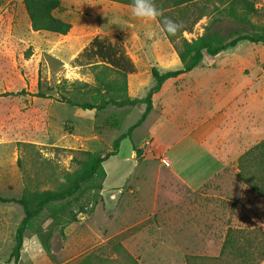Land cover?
<instances>
[{
    "label": "rangeland",
    "instance_id": "374dc122",
    "mask_svg": "<svg viewBox=\"0 0 264 264\" xmlns=\"http://www.w3.org/2000/svg\"><path fill=\"white\" fill-rule=\"evenodd\" d=\"M60 1L63 9L56 15L71 24L66 35L33 31L22 0H0L4 197L21 195L34 162L73 170L72 153L55 147L109 151L141 117L143 104L96 112L57 100L55 86L64 79L93 82L88 68L69 62L94 36L121 42L135 62L136 75L128 77L131 97H145L153 86L152 66L161 72L182 66L157 20L132 16L131 6ZM256 5L264 22V0ZM207 21H199L186 38L200 35ZM19 90L28 93L8 95ZM39 90L49 97L35 96ZM159 94L148 118L104 161L107 177L94 211L80 215L63 236L56 230L49 253L34 234L39 223L48 225L45 211L25 232L18 264H73L116 237L141 264H186V254L217 256L228 227L264 228V200L236 177L238 157L264 138V44L241 41L215 57L206 55L190 72L167 80ZM178 136L180 142L169 149ZM186 136L200 148L182 140ZM18 142L35 144L41 155ZM207 169L205 177L201 172ZM22 218L19 205L0 202V264H12Z\"/></svg>",
    "mask_w": 264,
    "mask_h": 264
},
{
    "label": "trees",
    "instance_id": "16d2710c",
    "mask_svg": "<svg viewBox=\"0 0 264 264\" xmlns=\"http://www.w3.org/2000/svg\"><path fill=\"white\" fill-rule=\"evenodd\" d=\"M131 6L133 0H109ZM33 31H47L66 35L71 24L56 15L63 9L60 0H22ZM163 17L157 22L170 45L176 51L181 68L161 72L152 66L154 79L145 97H131L128 93V77L137 72V67L121 42L106 36L96 35L74 56L69 64L73 67L88 68L93 82L64 79L55 86L57 100L83 111H104L108 107H134L144 105L139 120L129 130L117 137L109 151L58 148L72 153L73 170L58 169L49 160L35 163L33 173L24 174V187L19 197L0 195L1 203H14L23 211V218L14 236L11 251L12 264H18L25 232L34 221L41 219L47 211L48 225L36 226L34 234L43 250L51 251L50 240L57 230L64 235V229L79 221L80 215L90 214L101 201V191L106 178L103 163L117 154L122 139L140 126L153 108V96L169 79L190 72L203 61L204 57L215 56L241 41L264 44V22L257 7V0H155ZM168 17L182 23L175 36H169L163 29V18ZM204 17L208 18L203 32L188 39L194 26ZM249 29L250 31H248ZM25 90L9 92L8 95L27 94ZM37 97H49L41 90ZM29 152L40 156L35 144L18 142ZM21 165V158H18ZM237 179L253 193L264 200V138L246 149L237 159ZM50 184L51 187H44ZM186 264H262L264 262V228L228 227L217 256L185 255ZM73 264H141L118 237L91 251Z\"/></svg>",
    "mask_w": 264,
    "mask_h": 264
},
{
    "label": "clouds",
    "instance_id": "9594fccd",
    "mask_svg": "<svg viewBox=\"0 0 264 264\" xmlns=\"http://www.w3.org/2000/svg\"><path fill=\"white\" fill-rule=\"evenodd\" d=\"M131 14L140 20H156L163 17V12L157 7L155 0H133ZM162 26L169 36H175L181 30L182 23L164 17Z\"/></svg>",
    "mask_w": 264,
    "mask_h": 264
},
{
    "label": "crops",
    "instance_id": "0c3cea01",
    "mask_svg": "<svg viewBox=\"0 0 264 264\" xmlns=\"http://www.w3.org/2000/svg\"><path fill=\"white\" fill-rule=\"evenodd\" d=\"M150 47H148V49H149ZM156 49V48H155ZM155 51H159V50H155ZM221 53V52H220ZM218 55V54H217ZM216 56V55H215ZM215 56H213V57H215ZM135 75H136V73H134ZM205 87V86H204ZM163 88V87H162ZM162 88H161V90H162ZM203 88V87H202ZM160 90V91H161ZM160 91L159 92H157L154 96H153V108L155 107V103H154V99H155V97L157 96L158 97V95H160L159 93H160ZM198 93H201V89H199V90H197V94ZM152 108V109H153ZM152 111V110H151ZM149 115H150V113H149ZM148 115V116H149ZM148 116H147V118H148ZM146 118V119H147ZM145 119V120H146ZM180 137L178 136L177 138H176V140H173V141H170L169 142V144H167L168 146H169V149H173V147L174 146H176L179 142H180V140L181 139H179ZM182 140H189L195 147H198V148H200L199 147V144L198 143H196L195 142V140H193L190 136H186V137H184V139H182ZM167 161V160H166ZM168 163H169V161H167ZM236 169H237V167H236ZM207 172H210L209 171V169H207L206 171H204V172H201V174H203V175H205V177H207ZM191 175V174H190ZM106 177H107V173H106ZM205 177L201 180V183L204 181V179H205ZM106 179V178H105ZM105 181V180H104ZM188 181V180H187ZM104 184V183H103ZM188 184H190V183H188ZM191 185V184H190ZM103 187H104V185H103ZM103 190V189H102ZM102 192V191H101Z\"/></svg>",
    "mask_w": 264,
    "mask_h": 264
},
{
    "label": "built area",
    "instance_id": "2783aa9c",
    "mask_svg": "<svg viewBox=\"0 0 264 264\" xmlns=\"http://www.w3.org/2000/svg\"><path fill=\"white\" fill-rule=\"evenodd\" d=\"M165 164H168V162L166 160H163Z\"/></svg>",
    "mask_w": 264,
    "mask_h": 264
}]
</instances>
